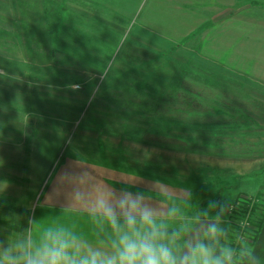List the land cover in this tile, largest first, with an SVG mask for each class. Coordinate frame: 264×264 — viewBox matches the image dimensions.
I'll use <instances>...</instances> for the list:
<instances>
[{
  "label": "rangeland",
  "instance_id": "1",
  "mask_svg": "<svg viewBox=\"0 0 264 264\" xmlns=\"http://www.w3.org/2000/svg\"><path fill=\"white\" fill-rule=\"evenodd\" d=\"M204 1L191 7L195 17H204L200 28L179 44L140 28L137 18L99 75L55 65L49 57V29L57 30L59 23L53 14L66 0H0V196L20 206L21 219L27 218L26 230H13L18 216L0 208L5 222L0 239L11 243L29 228L42 231L40 197L53 168L70 151L92 154L99 145L111 158L122 153L133 164H146L148 175L166 183L203 184L207 187L196 192L206 198L220 194L226 207L245 196L254 201L264 196V123L253 122L264 118V85L218 60L211 43L208 53L202 47L203 31L251 0ZM187 69L193 74L184 83L201 93V105L163 96L178 88ZM156 116L210 127L204 133L164 128L152 121ZM238 120L250 123L249 130H216L218 123ZM27 125L33 127L29 142ZM187 219L181 213L167 225L172 229Z\"/></svg>",
  "mask_w": 264,
  "mask_h": 264
},
{
  "label": "crops",
  "instance_id": "2",
  "mask_svg": "<svg viewBox=\"0 0 264 264\" xmlns=\"http://www.w3.org/2000/svg\"><path fill=\"white\" fill-rule=\"evenodd\" d=\"M201 2L205 1L66 0V9L61 12L51 42L53 47L103 71L117 52L123 32L132 28L137 18H140V24L137 23L140 28H150L156 35L182 43L200 28L204 17H195L196 11L191 7ZM238 6L233 16L220 21L213 30L202 32V47L208 53L211 43L218 60L233 66L238 74L249 75L253 81L264 85V2L251 0L243 5L241 1ZM253 122L262 124L264 118ZM260 129L264 131V127ZM123 156L120 153L111 158L102 145L92 154L70 151L64 156L53 168L40 197L39 219L43 229L53 225L69 227L95 243L100 223L90 214L91 203L99 192L112 187L118 192H142L156 207L175 208V218H161L166 224L174 223L181 213L191 218L207 210L200 205L207 200L210 203L211 198L195 190L207 186L194 187L192 180H187L186 185L166 183L152 173L148 175L146 164H133ZM261 187L264 190V183ZM76 192H80L82 198H76ZM218 222L222 229L223 221ZM250 250L260 264H264V220Z\"/></svg>",
  "mask_w": 264,
  "mask_h": 264
},
{
  "label": "clouds",
  "instance_id": "3",
  "mask_svg": "<svg viewBox=\"0 0 264 264\" xmlns=\"http://www.w3.org/2000/svg\"><path fill=\"white\" fill-rule=\"evenodd\" d=\"M176 213L154 206L142 192L112 187L91 203L90 214L100 223L95 243L65 226L39 233L29 228L11 243L0 239V264H260L253 251L220 242L217 219L196 215L169 229L161 218Z\"/></svg>",
  "mask_w": 264,
  "mask_h": 264
},
{
  "label": "trees",
  "instance_id": "4",
  "mask_svg": "<svg viewBox=\"0 0 264 264\" xmlns=\"http://www.w3.org/2000/svg\"><path fill=\"white\" fill-rule=\"evenodd\" d=\"M256 4V2H253ZM66 9L65 3H61V5L58 7V11L56 12V15L53 14V19L55 22L59 21V14ZM56 31V28H50L49 29V36L51 37L52 34ZM179 44V43H178ZM177 44V45H178ZM49 57L51 58L52 62L55 65L59 66H65V67H75L80 68L83 70H87L90 72L97 73L99 75H104V72H99L92 67L88 66L87 64L83 63L82 61L78 60L77 58L66 54L65 52H62L61 50L50 46L49 50ZM193 74L191 70H188L185 72V74L181 77L180 80H178V88L174 89L172 94H164V98L167 100H178L185 103L186 106L191 107L192 105H195L199 103L201 105L200 99L201 93L199 91H196L195 89L189 88L186 86L184 77L192 76ZM219 110V109H215ZM218 112V111H216ZM155 124L161 125L164 128H176L185 132H191V131H197V132H206L207 128L210 127L205 123H200L196 121H183V120H174L170 118H163L161 116L153 117V120ZM230 121H224V123H218V129L224 128L229 129L231 131L237 130L242 131L243 129L250 128V123L244 120H238L233 122L232 125H230ZM216 125V126H217ZM33 133V127L31 125H27L25 128V140L26 142H29L31 140ZM194 143L197 144H204V141L200 139H192ZM221 185V184H220ZM212 186V185H211ZM216 187V185H215ZM248 197L245 196L244 199ZM244 199L242 200L243 206H241L240 209H234L232 211V214H229L228 218L224 221L223 220V209L226 207L225 200L222 195L217 194L214 195L210 199V203L201 204L200 206L207 210H202V213H200V217L202 219H217L218 221L222 220L224 221L222 230L223 235L220 238V242L224 245H230L236 249H249L252 246L253 242L255 241L257 237V233L262 225V222L264 220V196L262 198L254 201L251 205H248V202H245ZM0 208L6 212H10L13 215H17V220L10 226H12L13 230H17L22 232V230L27 229V218H22L23 210H21L20 206H17L16 204H13L12 202L8 201L4 196H0ZM250 208L251 216H250V228L248 233V241H244L240 238L241 233L239 229V225H237L238 220L243 218V214ZM20 218V219H19ZM1 223H5L2 218H0Z\"/></svg>",
  "mask_w": 264,
  "mask_h": 264
},
{
  "label": "built area",
  "instance_id": "5",
  "mask_svg": "<svg viewBox=\"0 0 264 264\" xmlns=\"http://www.w3.org/2000/svg\"><path fill=\"white\" fill-rule=\"evenodd\" d=\"M254 198L253 197H246L244 199L245 202H248V205H251L254 202ZM241 206H243L242 200H240L238 203H231L226 207V213L232 214V211L234 209H240ZM243 218H241V220L239 221V229H240V233L241 236L240 238L243 239L244 241H248V233H249V228L251 226L250 224V216H251V211L250 208H248V210L243 214Z\"/></svg>",
  "mask_w": 264,
  "mask_h": 264
},
{
  "label": "water",
  "instance_id": "6",
  "mask_svg": "<svg viewBox=\"0 0 264 264\" xmlns=\"http://www.w3.org/2000/svg\"><path fill=\"white\" fill-rule=\"evenodd\" d=\"M204 220H208V219L205 218Z\"/></svg>",
  "mask_w": 264,
  "mask_h": 264
}]
</instances>
